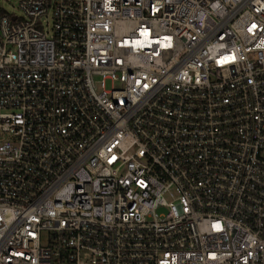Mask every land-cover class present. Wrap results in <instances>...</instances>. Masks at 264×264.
Masks as SVG:
<instances>
[{
    "label": "built area",
    "instance_id": "built-area-1",
    "mask_svg": "<svg viewBox=\"0 0 264 264\" xmlns=\"http://www.w3.org/2000/svg\"><path fill=\"white\" fill-rule=\"evenodd\" d=\"M18 7L0 264H264V0Z\"/></svg>",
    "mask_w": 264,
    "mask_h": 264
},
{
    "label": "rangeland",
    "instance_id": "rangeland-1",
    "mask_svg": "<svg viewBox=\"0 0 264 264\" xmlns=\"http://www.w3.org/2000/svg\"><path fill=\"white\" fill-rule=\"evenodd\" d=\"M7 12L8 14L19 15L18 0H0V13Z\"/></svg>",
    "mask_w": 264,
    "mask_h": 264
},
{
    "label": "trees",
    "instance_id": "trees-1",
    "mask_svg": "<svg viewBox=\"0 0 264 264\" xmlns=\"http://www.w3.org/2000/svg\"><path fill=\"white\" fill-rule=\"evenodd\" d=\"M1 13H2V11H1Z\"/></svg>",
    "mask_w": 264,
    "mask_h": 264
}]
</instances>
